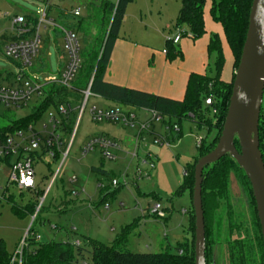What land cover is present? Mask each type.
Here are the masks:
<instances>
[{"label":"rangeland","instance_id":"374dc122","mask_svg":"<svg viewBox=\"0 0 264 264\" xmlns=\"http://www.w3.org/2000/svg\"><path fill=\"white\" fill-rule=\"evenodd\" d=\"M130 4H132V12L134 11L138 16L134 22L135 27L147 25L155 29L160 26L161 19L179 13L182 0H132ZM89 8V0H0V38L5 33H13L12 18L16 15L39 17L46 11L48 18L52 17L57 21L63 14L73 13L79 9L81 12L79 18L71 16L67 19L73 22L83 19L84 22L88 12L92 10ZM204 19L207 31L220 32L219 34L224 35L221 24L212 17L210 1L204 7ZM86 37L84 36L83 39L81 35L82 65L85 61L83 49H89L91 42L97 43L96 40H86ZM99 37H102V34ZM41 39L43 50L40 54L46 57V67L32 74L42 81L45 77L58 73L60 62L65 60V56L61 41L56 43L53 37L48 39L43 33ZM95 47L98 49V43ZM166 47L167 45L164 48ZM210 65L214 68V60H210ZM0 70L11 74L17 71L16 65L4 56V47L0 50ZM77 76L73 83L76 90L67 93L73 108L70 117L75 138L69 155L47 194L38 219L34 222L35 234L40 236L41 242L76 243L78 241L84 245L88 239H93L100 243L111 244L124 228L135 224L128 236L129 250L140 253H158L166 250L176 252L180 243L185 242V239H192V232L189 229L192 198L189 190L182 188L185 172L188 164L199 155L197 137L205 138L209 143L216 135V130L207 126L199 127L190 120H183L180 132H170L164 124L162 133L156 132V137L151 139V144L158 147V151L153 147L138 149L135 142L129 154H134L138 149L137 155L130 156L119 167H110V169L106 167L108 174H105L100 171L103 156L98 149L82 154L87 141L101 134L105 125L92 120L90 108L95 104L98 110H101L100 106H104L103 103L96 102L99 99L97 96H90L86 109L80 117V108L84 100L80 89L83 87V72L79 70ZM11 80L14 81L13 76ZM42 100L43 97H33L28 105L22 108L7 107L0 103V128L8 126L15 119L31 114L33 108ZM106 101L112 103L110 100ZM203 110L208 117L214 119L212 108L209 109L203 104ZM47 120V112H45L37 121L35 128L38 131L43 130ZM154 123L158 124L155 121ZM120 125L115 124L119 127ZM150 131L149 129L147 132ZM27 134L25 131V136ZM70 137L69 135L68 143ZM168 137L169 144L161 145L155 142L156 138ZM15 140L20 142L21 138L16 136ZM148 152L154 155L155 168L151 169L149 165L143 163ZM62 159L63 156L50 164L42 160L36 163L39 194L35 191H21L16 185L8 184L10 167L1 161L0 196L5 192L7 196H12L13 202L18 206L39 203L57 173ZM157 168L158 171L155 173ZM139 171L141 176H138ZM113 173L116 175L114 176ZM73 178H76L74 184L71 183ZM113 179L118 180L119 186L112 185ZM229 190L231 199L227 201L222 199L219 207L213 211L210 208L208 214V222L214 231L217 222L224 220L220 229L222 236L227 234L229 221L240 226L241 231L253 224V204L246 187L241 186L232 177ZM157 203L163 209L168 208L170 216L166 219L152 216L150 211ZM11 208L12 201H0V239L4 240L8 253L14 255L26 239L32 217L17 216ZM21 227H24L22 231H20ZM216 255L217 258L222 257L223 249L217 250ZM89 258L90 254L86 252L85 259L89 260Z\"/></svg>","mask_w":264,"mask_h":264},{"label":"trees","instance_id":"16d2710c","mask_svg":"<svg viewBox=\"0 0 264 264\" xmlns=\"http://www.w3.org/2000/svg\"><path fill=\"white\" fill-rule=\"evenodd\" d=\"M208 1L211 2L213 19L223 27L227 42L234 56V68L236 69L245 42L253 0H182L176 26L187 25L192 38L201 37L205 33L204 7ZM131 2L132 0H118L117 3L102 1L101 8L104 12L103 33L102 37L95 39L99 45L98 49H95L97 43L94 42H91L89 49H83L85 61L80 68L83 72V87L80 89L84 90L90 85V91L94 95L124 106L156 112L158 115L168 118L170 126L173 123L180 126L183 120H190L199 127L214 128L216 135L213 140L207 143L205 138H203L201 145L198 147L199 155L194 157L193 161L188 164V169L185 172V182L182 188L188 189L192 198L195 164L200 157L209 153L218 141L229 106L233 79L231 82L221 80L220 76L225 59L221 41L218 35L215 34L209 43V52L215 54L214 68L216 74L214 76L191 74L182 100H175L105 81V72L111 53L119 37L127 7ZM72 16L74 18L80 17ZM25 18L28 26L31 27L30 33L34 32L38 24V17L25 16ZM82 22L81 19L76 22L70 21L64 26L79 33L83 31ZM16 39L15 35L11 39L3 35L0 39V50L9 40ZM166 49L167 52H172L174 44L167 42ZM10 60L17 65L14 60ZM12 76L15 78V74L0 70V81L11 82ZM70 91L57 84L48 86L45 88L43 100L33 108L32 113L15 119L8 126L0 128V136H6L18 129L27 128L29 124L37 123L41 115L51 107H57L59 104L64 103L70 104L71 102L67 98V93ZM207 98H211L212 104L206 102ZM203 104L209 109H213L215 116L213 120L205 114ZM62 126L63 136L71 135L73 128L71 127L70 116L67 119H63ZM259 139L264 161V97L260 112ZM235 144L239 148L237 141ZM204 175L202 197L206 225V264H213L211 248L215 242L213 237L214 228L212 229L208 222L209 209L211 208L212 211L216 210L222 199L225 201L231 199L229 188L232 177L241 186H245L250 194L253 204V224L249 228H243V231H241L240 226L229 221L227 234L224 239L227 244L229 264H264V245L256 214L255 201L250 182L243 169L233 158L227 155L213 165L206 167ZM36 206L37 203H29L23 208L12 201L11 209L17 216L23 217L26 216L27 212L33 215ZM38 216L39 214L37 219ZM223 221L221 219V221L217 222L218 225L215 228L219 231ZM134 226L135 224L124 228L111 244L100 243L93 239H88L84 245L65 241L41 242L32 235L35 234L34 230H32L26 238V246L23 250V264H195V216L193 208L190 214L192 240L180 243L176 252L166 250L158 253H140L129 250L127 248L128 236ZM86 252L90 254L89 260L85 259ZM12 257L13 255L7 251L4 240L0 239V264H11Z\"/></svg>","mask_w":264,"mask_h":264},{"label":"crops","instance_id":"0c3cea01","mask_svg":"<svg viewBox=\"0 0 264 264\" xmlns=\"http://www.w3.org/2000/svg\"><path fill=\"white\" fill-rule=\"evenodd\" d=\"M102 1H112L115 3L118 2V0H89V7L92 8V10L89 8L90 11L85 18L86 21L82 22L83 31L78 33L81 43V39L84 36H87L86 40H95L96 38L101 36L104 27V12L101 8ZM132 10V4H129L126 10L119 37L114 44L111 58L105 72V81L119 86L141 90L175 100H182L185 96L187 84L191 74L196 73L202 75L208 74L210 76L215 75V68H212L210 65V60H215V54H211L209 52V43L213 35L216 34L221 41L222 52L225 59L220 77L224 82H231L235 71L234 56L227 42L225 33L224 35H221L219 34L220 32H213L211 30L207 31L206 20L204 19L205 33L201 37L194 39L192 38L191 33H189V27L187 25L178 27L176 26V20L179 13L174 14L170 18L165 17V19H161L160 26L155 29L149 28L147 25H144L142 27H135L134 22H136L138 16L137 14H134V11L132 12ZM72 15L73 13H65L57 21H55L52 17L49 19L55 21L59 25L64 26L71 21L67 18L71 17ZM12 32L13 33L11 34L5 33L3 35H6L11 39V37L14 35L13 30ZM179 32H183V34L179 42L177 44H174V50L172 52H164V50L166 49L164 47L165 45H167V37L175 36ZM42 33L45 34L46 38L48 39L50 37H53L56 43H58L59 41L63 43L62 33L60 30L57 31L56 28L51 27L46 30H42L41 36ZM42 50L43 48L40 51L41 54ZM40 53L34 63L32 72H40L46 67V57L44 55H41ZM63 55L65 56V60L60 62V67L57 74H60L64 70L66 65L67 56L64 50ZM91 96H97L99 99L96 102L99 104L103 103L102 105L104 107L100 106L101 110L120 108L125 112L133 113L135 115V121L137 123L134 127L119 123L121 124L119 127L115 126V124H118L115 122H102L105 125L103 127V130L101 131V134H99L97 137H106L113 143H115V145H118L119 148H117L116 146L107 148V152L115 158L105 159L103 157L101 160L102 168L100 169V171L108 174V171H106V167L110 169V167L115 168L116 166L119 167L123 165V163H125L130 156L133 157L134 154L137 155L139 148L144 149L146 147H153L154 150H159L158 147H155L151 144V139L156 137V132L159 134L162 133L164 125L163 122L155 121L158 122V124L152 123L150 132L146 131L147 133H145L144 131L143 133H140L139 123L152 120L151 111L131 106H124L111 100L110 101L112 103H109L106 101L107 99H104L98 95L92 94ZM92 107H96V105L94 104ZM179 127L181 131L182 128L181 126ZM64 139L67 143L68 136H65ZM135 142H137L136 146L138 147V149L134 154L131 155L129 154V152L132 151ZM97 149L99 150L100 154H102V150L100 148ZM149 154H151L154 158V155L151 152H148V154L146 155V159L143 160V163L147 160ZM59 158H61L60 154L56 156L54 160H58ZM93 169L98 168L93 167ZM157 171L158 168L156 169L155 173ZM113 175L115 176L116 174L113 173ZM36 185L38 186L37 182ZM76 194L78 193L76 192ZM7 201H13L12 196L9 197ZM27 205L20 207L25 208ZM165 211L167 213V217L170 216L168 213L169 209L166 208ZM184 211L187 212V210ZM26 216L32 215L27 212ZM23 229L24 227H21L20 231H22ZM225 237L226 235L222 236L221 231L215 229V242L213 243L211 248L213 264H229L227 244L223 241ZM191 240L185 239V241ZM222 249L223 256L217 258V250L222 251Z\"/></svg>","mask_w":264,"mask_h":264},{"label":"built area","instance_id":"2783aa9c","mask_svg":"<svg viewBox=\"0 0 264 264\" xmlns=\"http://www.w3.org/2000/svg\"><path fill=\"white\" fill-rule=\"evenodd\" d=\"M80 14L79 9H76L73 12V15L75 16H80ZM51 27L58 28L62 33L63 50L67 56V61L64 70L60 74L49 75L41 81L38 77L32 74V68L42 49L41 31ZM12 30L17 39L4 45V56L17 63V71L13 82L0 81V103L5 104L7 107L22 108L27 106L33 97L44 98L45 88L53 84L61 85L71 91L75 90L73 83L75 82L82 65V45L76 31L68 29L49 19L46 11L39 15L38 24L34 32L30 33L31 27L28 26L27 20L23 15H16L12 18ZM182 34L183 32H179L175 36L167 37V42L177 44L181 39ZM164 52H167V49H165ZM81 93L84 100L83 105L80 108V117L86 109L89 97L92 95L90 85L82 90ZM206 102L212 104L211 98H207ZM72 111L73 108L70 104H59L57 107H51L46 111L48 120L44 123L43 130L38 131L35 128L36 123H32L29 124L27 128L18 129L6 136H0V162H5L10 167L8 184L16 185L21 191H35L38 193L35 172L36 163L42 160L50 164L54 161L58 153L61 157L63 156L57 173L54 175L49 187L42 196L41 201L37 203L35 212L31 216L32 222L27 231L26 238L30 231L33 230L37 215L41 212L47 194L50 191L53 182L59 175L61 167L68 157L72 147L75 132L71 133L70 142L66 143L62 131L63 119L69 118ZM151 112L152 120L139 123L140 133L148 131L154 121L163 122L170 132L180 131L179 125L173 123L170 126L167 121L168 118H164L156 112ZM90 115L92 120L96 123L111 121L131 127H134L137 124L133 113L125 112L120 108L98 110L96 107H91ZM25 131L28 133L26 136ZM16 136L21 138L20 142L15 140ZM202 140V137L197 138V147L201 145ZM155 142L163 145L169 144L170 141L168 138H156ZM111 146L119 148L118 145H115V143L106 137H95L87 141L84 145L82 154L85 155L100 148L105 159H114L115 157L107 152V148ZM144 163L149 165L151 169L155 168V161L151 154L148 155V158ZM138 176H141L140 171ZM75 182L76 178L71 179L72 184ZM112 185L116 187L119 186L118 180L113 179ZM9 197L11 196H7L5 192H3L2 196H0V201L8 200ZM150 214L162 219L167 218L165 209H163L159 203L151 209ZM32 235H34L37 240L40 239L38 234ZM75 244L80 245V242L77 241ZM25 246L26 239L22 242L21 247L17 248L16 253L12 257L11 264L23 263V250Z\"/></svg>","mask_w":264,"mask_h":264},{"label":"water","instance_id":"95a60500","mask_svg":"<svg viewBox=\"0 0 264 264\" xmlns=\"http://www.w3.org/2000/svg\"><path fill=\"white\" fill-rule=\"evenodd\" d=\"M263 97L264 0H253L221 134L215 147L200 157L194 167L192 208L195 216V264H206V225L202 197L204 169L227 155L243 169L250 182L264 245V161L259 139Z\"/></svg>","mask_w":264,"mask_h":264}]
</instances>
